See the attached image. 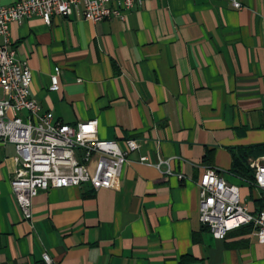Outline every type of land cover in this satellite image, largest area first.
<instances>
[{"label":"crops","instance_id":"obj_1","mask_svg":"<svg viewBox=\"0 0 264 264\" xmlns=\"http://www.w3.org/2000/svg\"><path fill=\"white\" fill-rule=\"evenodd\" d=\"M235 1L239 10L228 0H152L123 21L73 14L10 25L40 114L69 126L96 120L99 140L139 147L116 189L41 191L26 222L10 189L15 148L0 144V264H44L43 253L51 264H264L250 225L216 240L199 222L196 183L207 168L250 214L264 212V193L231 170L242 150L256 159L264 147V0Z\"/></svg>","mask_w":264,"mask_h":264},{"label":"built area","instance_id":"obj_2","mask_svg":"<svg viewBox=\"0 0 264 264\" xmlns=\"http://www.w3.org/2000/svg\"><path fill=\"white\" fill-rule=\"evenodd\" d=\"M143 1L152 0H24L10 6L0 0V144L15 148L16 170L10 180L11 194L23 221L32 220V200L39 192L78 188L88 184L95 191L116 189L123 165L139 144L127 139L123 147L116 141L97 138L98 123L90 120L75 126L64 125L47 112L40 114L30 96L31 72L25 60H19L10 39L11 24L39 17L49 25L55 16L79 14L90 23L112 18L124 20L123 13ZM239 10L240 4L228 0ZM51 92L58 91V76L50 78ZM146 159L141 158L140 162ZM166 166L162 173L171 176L168 160H158L155 167ZM253 187L264 193V153L248 159ZM182 180L180 175L176 176ZM196 186L199 197V222L216 240L243 225H250L258 244H264V212L250 214L236 187L226 184L217 170L207 168ZM44 264L50 257L42 254Z\"/></svg>","mask_w":264,"mask_h":264},{"label":"trees","instance_id":"obj_3","mask_svg":"<svg viewBox=\"0 0 264 264\" xmlns=\"http://www.w3.org/2000/svg\"><path fill=\"white\" fill-rule=\"evenodd\" d=\"M258 148L260 149V147H257V149ZM250 151H252V148H250V150L249 149L242 150L240 153H243V154H241L240 156H238L234 159L233 166H232L231 170L234 174H237L241 177H245L249 183H252L253 182V174L247 167V159L249 158L247 156V153H251ZM260 152H261V154L264 153V147L262 149H260Z\"/></svg>","mask_w":264,"mask_h":264}]
</instances>
